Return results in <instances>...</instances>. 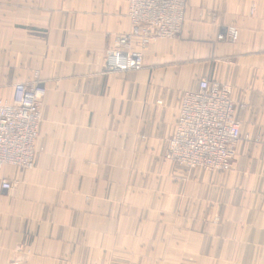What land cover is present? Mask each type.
Returning a JSON list of instances; mask_svg holds the SVG:
<instances>
[{"label":"crops","instance_id":"1","mask_svg":"<svg viewBox=\"0 0 264 264\" xmlns=\"http://www.w3.org/2000/svg\"><path fill=\"white\" fill-rule=\"evenodd\" d=\"M130 28L128 0H0V96L36 71L48 90L34 168L0 167V264H264V0H188L181 38L106 73ZM204 77L237 102L227 171L166 158Z\"/></svg>","mask_w":264,"mask_h":264},{"label":"built area","instance_id":"2","mask_svg":"<svg viewBox=\"0 0 264 264\" xmlns=\"http://www.w3.org/2000/svg\"><path fill=\"white\" fill-rule=\"evenodd\" d=\"M188 0H128L129 31L118 35L105 56L106 73H125L144 67V50L162 40L181 38ZM240 38L236 25H225L218 40L235 43ZM40 73L15 84L12 97L0 96V167L31 170L42 149L38 145L42 108L47 95ZM232 86L208 77L197 89L181 97L176 128L169 141L166 158L188 170L210 172L230 170L236 146L242 138V124L236 117L237 102ZM4 190L14 187L5 178Z\"/></svg>","mask_w":264,"mask_h":264},{"label":"rangeland","instance_id":"3","mask_svg":"<svg viewBox=\"0 0 264 264\" xmlns=\"http://www.w3.org/2000/svg\"><path fill=\"white\" fill-rule=\"evenodd\" d=\"M153 45V44H152ZM151 46V45H150Z\"/></svg>","mask_w":264,"mask_h":264}]
</instances>
